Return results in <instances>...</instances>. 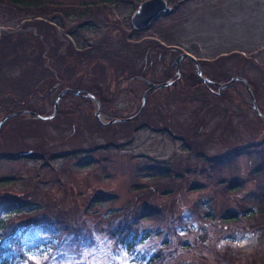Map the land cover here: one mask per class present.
Listing matches in <instances>:
<instances>
[{
    "label": "rangeland",
    "instance_id": "obj_1",
    "mask_svg": "<svg viewBox=\"0 0 264 264\" xmlns=\"http://www.w3.org/2000/svg\"><path fill=\"white\" fill-rule=\"evenodd\" d=\"M111 1L51 0L48 21L0 2V38L22 34L12 48L24 58L0 69V121L17 114L0 135L7 263L264 264V118L244 83L218 93L232 78H248L262 85L255 100L264 116V0H166L173 12L143 31L132 18L148 0ZM38 37L52 60L28 49ZM184 53L210 62L200 66L211 92L192 60L176 75ZM49 73L59 88L36 89ZM176 79L151 92L133 120L145 82ZM93 85L105 123H129L101 124L96 102L74 94L50 122L9 114L49 116L63 91L91 93ZM144 212L154 216L138 219ZM120 222L145 238L132 251L117 235Z\"/></svg>",
    "mask_w": 264,
    "mask_h": 264
},
{
    "label": "trees",
    "instance_id": "obj_2",
    "mask_svg": "<svg viewBox=\"0 0 264 264\" xmlns=\"http://www.w3.org/2000/svg\"><path fill=\"white\" fill-rule=\"evenodd\" d=\"M50 1L51 0H0V2H2V5H4V6L6 5L8 7H13V9L23 10L24 12H27V13H34V12H36L39 15V17L43 18L46 21H48V15H46V14H50V13H48L46 11V9L48 8V2H50ZM102 2H105L107 4L108 3H112L111 0H102ZM35 28L41 29L39 27H35ZM21 37H22V34H19V33H11V34L8 33V34H4V35L1 36V38H0V51H1V53H0V69H2V66H5L8 63L11 64V67L8 64L7 67H9V68H17V67L22 66V63L24 61V58L21 55H18L17 56L16 55L17 54V50H15V52H14V49L12 48L13 46L14 47H17V45H20L21 44V42H19V38H21ZM28 39L30 40V45H29L28 49L30 48L33 51H35L33 49V47H37V50L39 51V48H41L39 55L42 56L43 53H47V56L46 57L49 58L50 60H52V57H51V53H52V49H53L52 47H49L46 44H44V42H42L39 37L38 38H28ZM8 46H10V48H8ZM7 48L10 49V50H13V51H11V52H9V54H7L6 53ZM70 48L71 49H69V50L73 51L72 50V46ZM171 52H173V50H171ZM227 58H228V56H227ZM43 60H45V59H43ZM199 62H200V65L202 66V64H203L202 62H204V61H202V62L199 61ZM204 63L206 65H209L210 62L209 61H206ZM43 66L45 67L44 69L46 71L51 72L49 69H50V66H53V65L50 64V66L46 67L45 64H44ZM53 73H54V71H53ZM51 75L49 73L47 76H45L44 79L41 80V83H39V85L37 86L36 89L42 87V85H43V88H49L47 86L48 85L50 86L51 83H54V84L57 83L56 82V78L54 77V75L53 74H51ZM195 77H196V80L198 81V78H199L198 74H196ZM182 78L183 77L181 75L180 80H182ZM135 79L142 80L141 77H136ZM244 79L248 82V84H249V86H250L253 94L255 95V98L256 97L260 98L261 92L263 90L262 85L259 86V85H257V83H255L254 81L253 82L250 81L248 78H244ZM177 80H179V79L174 80V83H173L172 86H174L177 83H179ZM194 80H195V78H194ZM190 81H193L192 77L189 78L188 76H186V79H185V82H184L185 85H186V87H184V89L187 92H193L192 89H194L195 86H196L194 84V81L191 82V83H190ZM197 81H195V83H197ZM58 86H60V85L57 83V87ZM215 86H217V85H215ZM205 87L211 92V86L210 85H205ZM92 89H93L94 92H91V93L94 94V96L101 102V97L99 98V96L102 94V90H101L100 86L93 85L92 86ZM195 89H197V88H195ZM80 92L82 94H81V96L79 95L78 97H81L83 99H86L87 101H90L92 103V101L90 99H87L85 97L86 94H91L90 91L89 92L88 91L87 92L80 91ZM195 100H196V98H195ZM27 103H28V100L27 101H25V100L15 101V104H21V105H28ZM24 111L25 110L13 111V112H10L9 114H12V113H15V112H21L22 113ZM28 112H30V111H28ZM21 113H19L17 117H23L24 115L22 116ZM32 113H34V112H32ZM29 116H30V117H28L29 120L30 119L31 120H37V118H35V117L31 116V115H29ZM40 116H45V115H40ZM138 118L135 119L134 121L138 120ZM114 119H119L120 120L122 118H113L112 120H114ZM52 120L53 119H51V120H42V121H48V122H50ZM121 123H123V122H121ZM127 123H129V122H127ZM5 125L6 124H4L3 129H4ZM142 126L144 127V126H147V125H142ZM105 128L108 129L109 127H105ZM3 129H2V131H3ZM68 155L69 154H66L65 157H68ZM73 155H75V153H73ZM21 157H26V156H25V154H23V156H21ZM40 159H44V157H42ZM238 187H239V184L238 183L237 184H231V185H229L227 187V190L228 191H234V190H237ZM20 211H22V210L16 209V212H20ZM152 213L153 212H144V213H142L141 216H139L138 219H148V218L154 216ZM226 217H228V219H230L229 221H233V220H236L237 219V218H235V216L233 217L232 214L227 215ZM115 229L118 231V234H117L118 237L121 238V244L124 246V248L127 251H132L135 248V246L137 245V242L139 244V243L143 242L144 239H145V238L139 239V241H138L137 240L138 239L137 235L134 232L133 233H130V231L132 232L131 224H128L126 222H120ZM3 250H4V248H0V261H1L0 263L1 264H8L7 261H6V259L9 257V253L3 252Z\"/></svg>",
    "mask_w": 264,
    "mask_h": 264
},
{
    "label": "water",
    "instance_id": "obj_3",
    "mask_svg": "<svg viewBox=\"0 0 264 264\" xmlns=\"http://www.w3.org/2000/svg\"><path fill=\"white\" fill-rule=\"evenodd\" d=\"M172 12H173V8L168 4V2L166 0H148V1L144 2L143 4H141L140 7L138 8L137 12L134 14V16L132 18V25L136 30H139V31L142 30L143 31V30L149 28L152 25V23L154 21H156L158 18H160L162 15H170ZM186 59L192 60L194 62V64L197 67L198 76L202 79V81L204 83H206L207 85H210L211 82L208 79L204 78V76L202 74L199 61L197 59H195L191 54H188V53H184L182 56H179L176 59L174 65H173L174 67H176V70H177L176 75L178 77H180L181 65H182V62ZM236 82L244 83L247 91L251 95L252 103L254 105L255 112H257L261 117L264 118V116L261 115V113L257 107L254 94H253L248 82L245 79H243V78H232L226 84L219 85V92L218 93H221L223 90L227 89L228 87H230L232 84H234ZM145 83H146V86L148 87V90L144 93L143 98H142L141 109H140L139 113L136 116H134L133 120L136 119L137 117H139V115L142 113V111L145 107L147 97L149 96V94L151 92H153L157 89L168 88L171 85H173L174 81H169V82H166L163 84H152V83H147V82H145ZM66 94H74L76 96H79L81 94V92L80 91H74L72 89H66L65 91H63L59 95V97L57 98L55 105H54L53 114H51L50 116H47V117L46 116H40L36 113H32V112H28V111H24L22 113L26 114V115H31L37 119H40V120H51L56 116L58 109H59L60 102ZM85 97L96 102L97 112L95 114V117L97 118V120L101 124H103V125L118 124L121 122H129L131 120V119H129V120L128 119H120V120L114 119L112 121L105 123V121L102 117V109H101V105H100L99 100L92 94H86ZM16 115L17 114H12V115L7 116L6 118H4L0 121V135H1L3 126L6 123V121L8 119L16 116Z\"/></svg>",
    "mask_w": 264,
    "mask_h": 264
},
{
    "label": "bare ground",
    "instance_id": "obj_4",
    "mask_svg": "<svg viewBox=\"0 0 264 264\" xmlns=\"http://www.w3.org/2000/svg\"><path fill=\"white\" fill-rule=\"evenodd\" d=\"M218 88H219V86H218Z\"/></svg>",
    "mask_w": 264,
    "mask_h": 264
},
{
    "label": "flooded vegetation",
    "instance_id": "obj_5",
    "mask_svg": "<svg viewBox=\"0 0 264 264\" xmlns=\"http://www.w3.org/2000/svg\"><path fill=\"white\" fill-rule=\"evenodd\" d=\"M163 16V15H162Z\"/></svg>",
    "mask_w": 264,
    "mask_h": 264
}]
</instances>
